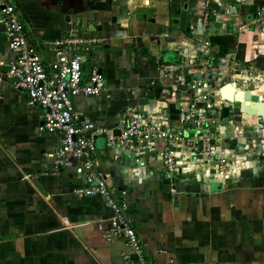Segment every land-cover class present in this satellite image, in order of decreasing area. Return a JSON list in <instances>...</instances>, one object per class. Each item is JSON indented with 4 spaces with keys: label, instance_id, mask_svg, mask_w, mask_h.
<instances>
[{
    "label": "crops",
    "instance_id": "1",
    "mask_svg": "<svg viewBox=\"0 0 264 264\" xmlns=\"http://www.w3.org/2000/svg\"><path fill=\"white\" fill-rule=\"evenodd\" d=\"M12 1L41 53L45 41L69 33L88 41L81 49L83 80L93 66L105 80L99 95L75 97L80 120L113 126L133 109L145 122L174 126L179 106L193 99L192 75L201 71L189 69L206 63L216 120L200 134L227 150L229 179L208 177L215 160L207 154L184 159L170 173L162 142L132 153L104 135L96 138L97 168L126 202L151 260L264 264V125L237 104H222L229 110L223 116L221 108L220 115V95L212 93L235 81L264 95V25L255 18L264 0ZM215 36L229 43L217 58ZM10 58L0 23V264L121 262L126 242L107 241L97 226L108 207L101 196L74 193L80 181L73 169L55 170L61 134L39 129L45 112L13 87L6 74ZM166 64L176 68L164 73Z\"/></svg>",
    "mask_w": 264,
    "mask_h": 264
},
{
    "label": "built area",
    "instance_id": "2",
    "mask_svg": "<svg viewBox=\"0 0 264 264\" xmlns=\"http://www.w3.org/2000/svg\"><path fill=\"white\" fill-rule=\"evenodd\" d=\"M255 18L264 25V2L258 5ZM0 23L11 53L6 65L7 77L15 89L26 94L28 105L39 106L44 110L39 129L61 134V145L53 155L55 170L73 169L80 181L74 187V193L103 198L109 215L97 221L99 230L107 241L119 237L126 242L127 251L123 253L122 261L111 264H160L146 254L128 214L126 202L117 196V189L98 170L94 157L96 138L104 135L109 144L124 147L132 153L154 149V142H162V160L170 173L184 159L205 153L215 160L214 168L219 177L229 179L231 162L227 150L218 149L209 136L200 134L216 120L210 94L211 72L205 66L206 63L200 61L197 67L189 69L190 73L200 69L201 77L188 84L194 92L193 99L179 106L174 126L145 122L144 115L133 109H128L129 112L122 115L115 125L101 126L92 121L80 120L74 105V99L79 94L95 96L104 88L105 77L97 67H91L87 78L83 80L81 49H86L83 45L88 41L75 33H69L45 41L46 51L41 53L28 41L25 24L12 0H0ZM205 43L208 44L207 41ZM175 68L173 64L161 65L164 73ZM239 72L246 75L247 69ZM212 93L219 95L216 88L212 89ZM197 102L202 105H197ZM224 103L228 102L219 98L216 109L219 113ZM116 129L119 134L115 133ZM184 148L188 152L183 151ZM217 174L215 177H218ZM62 223L70 226L68 219H63ZM133 254L134 258L131 257Z\"/></svg>",
    "mask_w": 264,
    "mask_h": 264
},
{
    "label": "water",
    "instance_id": "3",
    "mask_svg": "<svg viewBox=\"0 0 264 264\" xmlns=\"http://www.w3.org/2000/svg\"><path fill=\"white\" fill-rule=\"evenodd\" d=\"M212 76H215V71L212 72ZM200 77L201 71H197L192 75L193 80H199ZM219 95L222 100L230 104L236 103L240 112L248 115H256L259 123L262 124L264 122V95L252 92L250 89L238 88L235 81L224 83L219 88ZM197 105L201 106L202 103L197 102ZM228 110V106H223L222 115H228ZM184 134L187 135L186 132ZM131 257H135V255L133 254Z\"/></svg>",
    "mask_w": 264,
    "mask_h": 264
},
{
    "label": "trees",
    "instance_id": "4",
    "mask_svg": "<svg viewBox=\"0 0 264 264\" xmlns=\"http://www.w3.org/2000/svg\"><path fill=\"white\" fill-rule=\"evenodd\" d=\"M211 41L214 44H218L219 48H220L216 54L217 55L216 58L223 56L227 52V50H228L227 46H229L227 36H215V37L211 38Z\"/></svg>",
    "mask_w": 264,
    "mask_h": 264
},
{
    "label": "rangeland",
    "instance_id": "5",
    "mask_svg": "<svg viewBox=\"0 0 264 264\" xmlns=\"http://www.w3.org/2000/svg\"><path fill=\"white\" fill-rule=\"evenodd\" d=\"M8 81V80H7ZM234 104H236V103H234ZM262 126L264 125V122H262V124H261ZM262 128H264V127H262ZM263 142H264V137H263ZM203 154H205V153H203ZM203 154H200V155H203ZM213 171H214V173H212L211 175L210 174H208V177L209 178H212L213 176H216V174H217V171H216V169L215 168H213L212 169ZM231 170H232V168H231ZM64 225V224H63ZM71 226V225H70ZM70 226H64V227H70Z\"/></svg>",
    "mask_w": 264,
    "mask_h": 264
}]
</instances>
